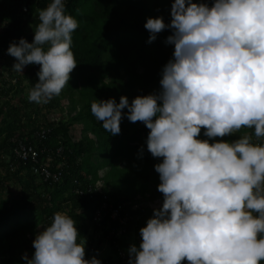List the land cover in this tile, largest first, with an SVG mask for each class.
I'll return each instance as SVG.
<instances>
[{
	"label": "clouds",
	"instance_id": "1",
	"mask_svg": "<svg viewBox=\"0 0 264 264\" xmlns=\"http://www.w3.org/2000/svg\"><path fill=\"white\" fill-rule=\"evenodd\" d=\"M65 8V0H50L38 9L32 41L20 37L7 48L16 71L40 65L28 96L38 104L60 95L77 66L72 44L79 22ZM170 15L168 23L150 16L144 25L149 42L171 29L165 42L174 48L160 89L131 102L125 95L119 102L95 98L90 106L111 135L120 133L124 116L142 121L150 129L147 149L162 158L154 167L163 201L140 227L139 246L129 247V264H261L264 0H172ZM232 134L238 135L231 141L215 139ZM107 218L109 211L93 221ZM76 224L54 212L36 233L31 258L22 254L24 264H102L85 258Z\"/></svg>",
	"mask_w": 264,
	"mask_h": 264
},
{
	"label": "trees",
	"instance_id": "2",
	"mask_svg": "<svg viewBox=\"0 0 264 264\" xmlns=\"http://www.w3.org/2000/svg\"><path fill=\"white\" fill-rule=\"evenodd\" d=\"M49 2L0 0V62L10 55V42H18L20 37L32 41L38 9ZM205 2L211 4L212 0ZM171 4L172 0H65L66 12L79 22L72 44L77 66L60 95L44 104L45 111L20 96L19 76L0 78V264H24L23 253L31 258L36 233L50 223L56 211L76 220L79 238L85 239V258L96 256L106 245L109 256L100 259L102 264H119L121 252L129 260V247L133 243L139 246L140 227L163 201L154 167L162 158L147 149L150 129L142 121L132 122L124 116L120 133L111 135L90 106L95 98L119 102L125 95L131 102L136 95L160 89L161 69L174 48L165 42L171 29H164L149 42L144 25L150 16L170 22ZM25 67L22 77L33 86L40 65ZM16 96L20 99L17 104L9 99ZM51 112L58 115L53 117ZM74 125L80 131L77 140L71 136ZM42 130L46 132L40 137ZM200 135L206 138L203 129ZM237 135L215 139L231 141ZM22 144L35 148L36 161L16 155ZM49 157L47 169L59 173L57 181L33 171ZM10 183L16 186L9 188ZM5 193L11 194L6 197ZM101 200L114 208L121 206L122 214L131 219L124 227L110 218L94 222ZM90 227L97 237L89 234Z\"/></svg>",
	"mask_w": 264,
	"mask_h": 264
},
{
	"label": "built area",
	"instance_id": "3",
	"mask_svg": "<svg viewBox=\"0 0 264 264\" xmlns=\"http://www.w3.org/2000/svg\"><path fill=\"white\" fill-rule=\"evenodd\" d=\"M24 10H25V8H24ZM45 132L46 131L42 130L41 133H39L40 134L39 136L43 137ZM34 149L35 148L32 146L28 147V145L25 146V144H22V145H20V150H16L17 151L16 155L21 157V159H23V160H28V157L31 156L32 161H36L37 152ZM57 152L60 154L61 149H58ZM50 161H51L50 157L45 159V161L42 164H39L38 166H34L33 171L35 174H37V173L42 174L45 179H48L51 177L53 179V181H57L58 177H59L58 176L59 173H57V172L52 173L50 170L47 169V166L49 165ZM59 166H62V164H59ZM58 168H57V170H59ZM78 193L82 194L83 192L79 191ZM99 207L100 208L96 210V212L93 216V220H95V221L102 220V216L105 214V212L109 211L111 219L118 221L119 224L123 227L126 225L129 217L127 215L122 214V212H121L122 207L121 206L114 208V207L108 206L106 204V202L101 201ZM121 231L124 232L125 229H122ZM119 256H121V257H119V264H129V260H128L127 256L125 255V253L121 252V254Z\"/></svg>",
	"mask_w": 264,
	"mask_h": 264
},
{
	"label": "rangeland",
	"instance_id": "4",
	"mask_svg": "<svg viewBox=\"0 0 264 264\" xmlns=\"http://www.w3.org/2000/svg\"><path fill=\"white\" fill-rule=\"evenodd\" d=\"M14 61H15V58L13 56L9 55V56H6V58L3 59L0 62V78L2 76H7V75H10V76L17 75V76H19L20 77V81L22 80V87H23V90L21 91L20 96H22L25 99L29 100V98H28L29 90L31 89L32 86L30 85L29 80H27L25 78L23 79V77H22V74H23V72H25L26 67L25 66L23 67L22 72H18L12 67ZM37 79H39V77H37ZM10 98H12V103H16V104L19 103V100H20L19 96H16L15 98L14 97H9V99ZM62 104H63L64 108L67 110V106H66L67 102H66V100H64V102ZM32 105H33L34 108L35 107L36 108L39 107V108H42L41 109L42 111H45L43 103L38 104V103L32 102ZM51 115L53 117H56L58 115V112L57 113L56 112H51ZM52 116H50V118H52ZM0 123H1V120H0ZM71 136L73 137L74 140H77V139L80 138V131H79V128L77 127V125H74V127L72 128ZM12 186H16V185L14 183H10L9 184V188L12 187ZM12 189H14V188H12ZM10 194L9 193H5L6 197H9ZM89 234L94 235L95 237H97V234L95 233V231L91 227L89 228ZM107 256H109L108 247L106 245H103V246H101L99 252L96 254V257L101 259V258L107 257Z\"/></svg>",
	"mask_w": 264,
	"mask_h": 264
}]
</instances>
